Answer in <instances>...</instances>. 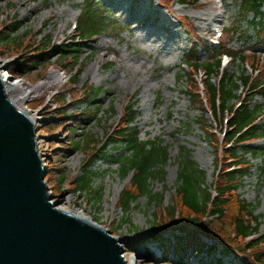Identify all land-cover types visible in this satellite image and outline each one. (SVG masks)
I'll list each match as a JSON object with an SVG mask.
<instances>
[{"label": "rangeland", "instance_id": "1", "mask_svg": "<svg viewBox=\"0 0 264 264\" xmlns=\"http://www.w3.org/2000/svg\"><path fill=\"white\" fill-rule=\"evenodd\" d=\"M108 1L114 3L108 4ZM132 1L134 0L129 2ZM160 1L163 3L171 1L170 8L162 6ZM121 2L123 0H0V27L11 21L14 16H18L20 22L17 37L31 34L30 45L32 42L40 43L36 51L51 48L47 55L52 56V68H50L52 70H49L41 81L33 82L32 79L5 75L7 78H12L10 82H20L22 89L41 85V89L31 95L20 108L37 122L39 137L37 148L42 163L44 162L45 165V162L53 155L60 156L58 164L66 177V184L57 191L52 190V187L48 188L49 194L53 197V203L58 204L57 208L63 207L65 211L83 212V215L91 217L98 226L108 230L115 238L124 241L123 255L129 264H145L146 255H151L156 260L162 259V251L154 242L156 237L154 233L157 229L153 221L159 209L149 205L147 198L143 197L132 206L128 215L122 213L116 203L129 179L121 180L116 174L117 168L114 165L100 163L97 159L94 160L91 171L96 175L93 182L96 188L101 189L102 199L96 202L94 199L89 200L82 192H73V181L81 177L84 172V162L88 157L92 158L97 149L90 146L85 150L82 148L73 151L67 148L68 150L65 151L60 150V146L70 140L78 142L83 139V135H92L94 140L99 141L104 139L103 142L106 143L105 137L117 125L121 110L135 103L140 141L160 139L169 147L170 161L165 168L164 183L156 181L151 184L153 193L163 194V207L170 206L172 202L178 173V165L175 161L182 147L189 150L192 161L200 171L205 173L203 184L206 190L213 194L212 185L217 175L216 171L218 167L224 169L227 165L224 162L217 164L214 149L205 143L206 138L195 125L202 120L183 95L185 84L179 82L180 68L190 45L195 44L197 38L201 45H207L206 49L201 46L197 48L196 59L201 63L212 61L215 57L214 53L226 49L234 53L235 57L236 54L246 55L253 61L254 66L264 69V34L253 30V25L250 24L252 16L243 17L237 0H200L194 5L196 7L180 5L178 0H153V6L162 15L155 21L152 19L153 16L151 17L153 8L146 10L148 6L143 2L144 6L141 7L140 13L146 10L149 14L146 20H150L148 23L143 21L144 27H137L138 23L130 22L127 14L117 12L116 7ZM129 2L124 1V7ZM177 18L191 28L189 33L179 24ZM258 19L256 25L262 27L264 6L260 10ZM75 22L80 27L79 32L82 33L83 38H87L86 30L88 29L95 32L97 28L99 34H101L100 28L103 29L102 35L92 38L83 48L84 68L76 88L79 89L87 84L93 89H101L102 94L92 101L99 106V112L88 125L77 127L76 134L69 138L64 128L55 129L52 133L47 132L46 127L49 125L43 124L44 116L41 114L49 107L55 108L53 102L64 94H67L64 97L70 109L66 117L85 110L83 104H74L71 101L68 95L72 92H63L64 87L69 83L68 78L71 72L64 74L57 70L58 67L55 64V60H58L60 55L58 50L61 49L64 41L76 38L78 35V30L73 32L70 29L71 24ZM213 29H229L230 32L236 30L241 32V35L226 33L220 40L219 46H208ZM4 33L6 32H1L2 35ZM34 33H40V36L35 37ZM49 40H51L50 44ZM245 51H249L248 54ZM17 61L18 58L0 56V73L5 72L7 65ZM95 64L98 66L96 70H94ZM108 64L110 66L107 67ZM246 65L250 66L246 68V75L253 76V72L250 71L252 65L250 63ZM223 70L237 78L241 77V66L237 60L231 63L224 61ZM51 74L58 75L59 80L49 81ZM22 89L20 87L15 89L12 96L18 95ZM239 93L240 89L234 92V95ZM40 99L46 100L43 109L40 107L33 111L28 109L27 105L30 102ZM254 100L256 105L263 104V100L259 98ZM236 103V99L230 101L231 106L235 107ZM110 110L112 113H109ZM81 118L82 116L72 120L66 118L61 125L66 123L67 127L72 128ZM208 121L212 122L209 115ZM201 128L204 129L205 126L202 125ZM175 131L179 134H175ZM215 136L222 144L224 143L221 132ZM262 144L258 142L253 146ZM111 155L113 152L107 154V157ZM258 161L253 163L254 170L248 178L243 180L238 194L255 207L254 215L258 216L257 224L259 225L258 235H264V174L260 173L264 166V158L261 163ZM46 178L47 175L44 182ZM171 233L163 235L164 238L171 239ZM205 243L209 246L212 244L206 241ZM131 247H134L133 254L127 252L132 249ZM220 250L219 248L218 251ZM167 256L169 259L172 257L171 251H168ZM190 257V264H194L197 260ZM215 257H220L218 252L215 253ZM204 258L206 257L201 256L205 262ZM223 262L224 264H248L247 260L237 255L224 257Z\"/></svg>", "mask_w": 264, "mask_h": 264}, {"label": "trees", "instance_id": "2", "mask_svg": "<svg viewBox=\"0 0 264 264\" xmlns=\"http://www.w3.org/2000/svg\"><path fill=\"white\" fill-rule=\"evenodd\" d=\"M198 1L181 0V4L192 6ZM237 1L243 17L252 14L255 20L264 5V0ZM255 20L251 21V24L254 25L253 28L264 34V27H258ZM184 26L187 28L185 24ZM0 29V34L3 31L6 32L0 36V56L18 58L17 62L7 65L6 74L11 77L32 79L33 82L44 78L52 68V56L45 54L46 48L36 51L38 42H32L30 45L31 34L17 37L16 33L19 30L17 17L9 24L4 23ZM100 29L102 34V27ZM188 30L191 31V28L188 27ZM97 31V28L95 32L92 29L86 30L87 37L91 39L100 35ZM89 38L82 37L78 42L73 41L71 46H64L59 50L58 60H55L58 69L66 74L71 72L70 83L64 87L63 92H72L68 95L71 101L74 104H83L85 110L66 117L70 109H68L67 100L64 97L67 94L62 95L53 102L55 108L49 107L41 114L44 116L43 124L49 125L46 127V131L49 133L55 129L64 128L71 138L76 134L77 127L88 125L95 114L99 112V106L92 101L102 94L101 89H93L87 84L76 89L84 68L83 46L86 45ZM50 42L51 40H49V44ZM75 42L77 44H74ZM34 49L35 51H33ZM222 53L229 54L235 60L233 53L221 51L212 61L200 63L196 59V47L191 45L189 52L184 57L185 61L180 68L181 75L179 77V82L185 84L184 97L189 100L191 107L199 113L202 120L196 122L195 125L201 130L202 136L206 138L205 143L214 149L215 160L217 163L224 162L225 165L230 162L214 178L212 187L215 195L206 190L203 184L205 173L200 171L192 161L189 150L182 147L175 161L178 165V173L172 202L170 206L163 207V194L153 193L151 184L156 181L164 183L165 168L170 161L169 147L160 139L140 141L137 125L138 115L134 104L125 110L122 124L106 143H103V140H94L92 135H83V139L78 142L70 140L60 146V150L65 151L68 150L67 148L73 151L82 148L85 150L90 146L97 149L94 156L88 157L85 162L83 177L74 183L73 191L76 193L82 192L89 200L94 199L99 202L103 194L100 188L94 187L95 173L91 171V166L96 159L99 162L109 160L106 163L117 168L116 174L121 180L129 177V182L123 188L116 204L122 213L128 215L132 206L143 197L147 198L149 205H154L159 209L153 221V225L157 229L154 242L162 251V259L156 260L151 255H146L145 264L160 262H162L161 264H190V256L197 260L194 264H224L223 258L229 255L242 257L247 260L248 264H264V235L253 238L258 234L259 229L258 216L254 215L255 207L248 204L238 194L243 180L248 178L254 170L253 163L258 160L261 163L264 158V70L256 79L246 76L243 64L248 61L253 67L254 63L244 54H238L236 60L241 66V77L237 78L235 75L224 73L219 78L220 55ZM253 68L258 69L257 65ZM200 73L204 76L203 92L195 81V76ZM240 88L252 91L253 95L250 101L242 102L241 107L234 111L230 101L238 98L234 92ZM256 97L263 100V104L253 105ZM45 101V99L34 100L27 107L31 111L37 107L43 109ZM208 111L215 118L219 115L220 126L224 119L230 118L229 132L223 144L215 136L212 125L208 123ZM110 112L112 113V110ZM77 116H82V118L72 128L67 127L66 123L61 125L64 119L72 120ZM202 125L205 126L204 129L201 128ZM175 134L178 135L179 132L175 131ZM259 141L263 143L261 146H253ZM230 144L232 145L231 149L223 150L225 145ZM110 151H113V156L107 158L106 155ZM59 158L60 156L53 155L45 162L46 183L55 191L66 184V177L62 174V169L59 168ZM260 172L264 174V166ZM169 231L172 232L171 239L164 238L163 235ZM249 238L253 239L247 241ZM203 239L215 242V244L208 246ZM218 245L221 247L220 251H218ZM131 248L129 252L133 253L134 247ZM168 251H171L170 259L167 256ZM216 252L219 253L220 258L215 257ZM201 256H205L206 260L208 258L207 262H204Z\"/></svg>", "mask_w": 264, "mask_h": 264}, {"label": "water", "instance_id": "3", "mask_svg": "<svg viewBox=\"0 0 264 264\" xmlns=\"http://www.w3.org/2000/svg\"><path fill=\"white\" fill-rule=\"evenodd\" d=\"M5 91L0 75V264H128L123 240L57 210L37 129Z\"/></svg>", "mask_w": 264, "mask_h": 264}, {"label": "bare ground", "instance_id": "4", "mask_svg": "<svg viewBox=\"0 0 264 264\" xmlns=\"http://www.w3.org/2000/svg\"><path fill=\"white\" fill-rule=\"evenodd\" d=\"M124 1H130V0H123V2H121L119 5H117L116 10L117 12L121 13V14H127L128 15V19L130 22H137L138 26L137 27H144L143 21H145V23H148V21H150L149 19L146 20L147 16H149V14L146 13V10H150L151 8H153L151 11L153 12L151 14L152 19L155 21V19H159L161 18V14H159V10L153 6V0H142V2L140 3V0H134L132 2H129V4L127 6L124 7ZM119 2V1H118ZM147 4V8L145 10V12H143L142 14L140 13L141 7L144 6L142 3ZM113 1H108V4H113ZM161 3V1H160ZM162 21L165 22V19L162 18ZM98 69L97 64H95V68L94 70ZM49 81H57L59 80L58 75L56 74H51L49 76ZM6 83V91L5 94L7 95V98L11 101V103L20 111H22V109L20 108L21 105H23L27 99L33 95L34 93L38 92L41 89V85L35 86V87H27L22 89L20 82H9L8 80L5 82ZM21 88V92L16 95L15 97L12 96V93H14L15 89L17 88ZM57 210L62 211V212H67L68 214H70L71 216L91 223V224H95L97 225L94 220L86 215H83V212H76V211H65V209L63 207H59L57 208ZM98 226V225H97ZM100 227V226H99ZM125 261L129 264V262L125 259Z\"/></svg>", "mask_w": 264, "mask_h": 264}]
</instances>
